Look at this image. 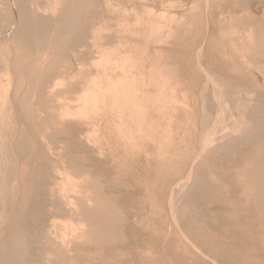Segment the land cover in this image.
<instances>
[{
    "label": "rangeland",
    "instance_id": "rangeland-1",
    "mask_svg": "<svg viewBox=\"0 0 264 264\" xmlns=\"http://www.w3.org/2000/svg\"><path fill=\"white\" fill-rule=\"evenodd\" d=\"M31 1L0 0V123L3 121L8 123L5 121L7 115L5 103L14 93L17 98L21 97L19 107L24 114L17 153L12 156L11 163L6 161L8 167L7 169L3 167L6 169L3 171L5 174L0 172V183L3 175L6 177L13 175L14 165L22 157L23 162L25 161L26 170L25 168L24 170L29 176L31 175L30 179L33 176L31 179L33 191L28 192L30 195L32 193L36 195L33 197V194L31 196L28 194L30 198L24 207L26 209L24 211L26 221H24L27 224L25 226H29L26 227L28 231H25L29 242V244L27 241L25 243V251L30 253L26 252L28 255L25 256L29 259L28 262L37 264L34 258L39 257L46 250L44 228L50 223L62 227L69 219L66 212L57 211L59 215L46 210L49 209L52 195L55 197L59 195L56 190L55 193L52 190L53 185H57L59 180H62L59 186L64 184L62 178L56 177V161L50 156L47 157L44 150L41 151L43 149H40L41 145L38 147L41 139H47L54 142L55 146L58 145L57 147L63 145L66 150H63L64 147L60 148L70 154V157L66 155L71 160L81 161L87 167L91 165L92 174L95 173L94 178L98 181L100 179L98 187L104 188L103 191L100 190V194L104 193L100 195L101 198L106 197L103 199L105 201L111 197L110 200L107 199L108 202L105 201L104 206L112 209V212L109 210L108 215L114 217L111 222L117 219L112 222V226L115 225L114 228L117 225L118 229H114H117L118 234L113 230L117 237L116 242L113 241L111 246L108 244L107 249L103 251L107 253H103V256L101 254L102 257L110 258L105 259L110 264L129 262L131 264H264V202L261 203V207L253 208L256 199L252 198L250 192L243 191L237 180L241 177V171L248 167L252 172L255 169L254 173L259 175L258 179L261 175L264 177V151L260 153L262 148L264 149V0H220L221 2L219 0H83L86 1L87 7L82 9L78 18L76 17L77 28L71 27L68 30L63 24L58 26L56 19L54 20L50 15L35 17L31 13ZM38 1L42 4L47 2V0ZM160 10L163 12L161 13ZM148 20L160 25V29L158 25L157 28H153L154 30L149 28ZM93 31H96L94 35ZM147 32L151 41L146 37ZM154 38H158L159 42L164 38L163 43L156 47L158 51L152 50L154 42H157ZM46 43H50L51 52L52 50L54 52L49 59L50 65L37 81L30 80L29 83L26 81L24 83L23 80H19L23 89L19 92L15 91L16 82L9 78L11 71L6 70L8 62L5 63V57L15 53L13 67L17 69L14 70L15 75L19 76L23 68L42 58ZM125 56H130V59L124 62V71L126 74L129 73L127 82L137 83L138 89L148 95L145 106L147 111H142L139 100L134 102L135 107L130 95L128 103L123 107L124 112L120 110L119 117L120 106L110 100L107 89H111L112 82L123 76L118 59L121 64ZM138 60H140L139 65H136ZM148 65L151 66L150 69ZM102 86L107 94L100 95V111L89 109L86 118L70 117L61 121L60 108L71 106V109H76L79 104L77 98L84 89L89 93L99 92V87ZM32 89L36 93H33ZM28 96L31 97L33 108L27 104ZM221 99L226 108L224 113L237 121L241 132L210 143L200 150L203 130H206L207 126L211 127L209 124L213 119L222 118L219 105ZM37 107L41 109L40 116L35 115L34 111ZM11 116L8 118L11 121L9 125L14 123L12 113ZM44 123L47 128L54 126L48 130L43 127ZM219 124L213 131L210 130L212 133L209 135L213 132L222 133L224 122ZM7 125L5 132L10 135L13 129ZM119 125L123 129H130V132H126L125 139L115 129ZM203 126L206 128L203 129ZM35 130H39L38 133ZM39 132H43L44 136ZM131 132L132 135H129ZM147 132L151 133L152 139L146 137ZM29 133L34 134L32 138ZM64 133L68 135L65 136ZM51 134L53 135L50 136ZM88 134H90V142L85 140ZM36 140L38 144H34ZM157 142H161L159 143L162 146L161 152ZM84 155L86 157H83ZM253 158L256 161H253ZM9 159L11 160L10 156L7 157V160ZM261 160H263L262 164ZM0 161L1 165L3 163L1 154ZM255 162L257 166L259 165L258 170L254 165ZM250 164L256 167H250ZM30 165L33 167L31 168ZM187 172L190 179L185 176ZM187 177L189 181L178 194L180 201L175 206L168 205L174 187L180 181L188 180ZM254 179L251 184L256 183L257 177ZM261 180L257 183L261 184L259 187L263 189L264 178ZM1 185L3 184H0V187ZM69 191L71 194L72 192L76 194L72 185L69 186ZM247 197L249 199H246ZM238 198L246 199V204L244 200L241 203ZM233 200L236 204L232 202ZM1 205L0 203V207ZM258 208L263 209V213ZM33 212L36 213L34 216L37 218L32 215ZM29 213L31 215H28ZM114 213L121 218H117ZM28 216H32V219ZM0 221H2L1 216ZM119 229L121 232L118 231ZM36 231L37 235H35ZM121 235L124 238L128 237L124 239ZM0 236H3V232H0ZM35 239L44 241L40 246L41 249L38 248L39 243L36 244L40 241ZM30 242L35 244L30 245ZM84 245L79 244L77 246L79 252H75L70 260L66 257L68 260L66 261L72 264H98L94 253L96 249L92 252L95 247L89 245L92 248L90 249L86 244ZM88 253H91L90 256Z\"/></svg>",
    "mask_w": 264,
    "mask_h": 264
},
{
    "label": "bare ground",
    "instance_id": "bare-ground-1",
    "mask_svg": "<svg viewBox=\"0 0 264 264\" xmlns=\"http://www.w3.org/2000/svg\"><path fill=\"white\" fill-rule=\"evenodd\" d=\"M52 1V2H51ZM86 2V1H85ZM83 0H64V1H59V0H47V2H46V4H42V3H40L38 0H32L31 2H30V7H31V13L35 16V17H39V16H41V15H50V16H52V18L55 20L56 19V22H57V24H58V26H59V24H63V26L65 25L66 27H67V30H68V28H71V27H76L75 25H76V23L78 22V20H76V17L78 18V16L80 15V13L82 12V9L83 8H86L87 7V4L85 3ZM219 2H221L220 0H219ZM166 3H168V2H166ZM201 3V2H200ZM208 3V2H207ZM163 5H164V3H163ZM169 5V4H168ZM218 5V4H217ZM12 7V6H11ZM14 7V6H13ZM23 7V6H22ZM171 7H172V5H171ZM170 7V8H171ZM193 7V6H192ZM164 8V7H163ZM187 8V7H186ZM193 9V8H192ZM223 9V8H222ZM84 11V10H83ZM161 11V10H160ZM222 11V10H221ZM9 12V11H8ZM150 12H152V10L150 11ZM163 11H161V13H162ZM164 12H166V10L164 11ZM223 12V11H222ZM174 13V12H173ZM172 13V14H173ZM166 14V13H165ZM206 14V13H205ZM158 15V14H157ZM156 15V16H157ZM161 15V14H160ZM159 15V16H160ZM168 16V15H167ZM84 17V16H83ZM158 17V16H157ZM162 17H163V14H162ZM171 17V16H170ZM41 18V17H40ZM37 19V18H36ZM207 19V18H206ZM82 20H83V18H82ZM81 20V21H82ZM165 20H166V18H165ZM170 20H172L173 21V19H170ZM181 20V19H180ZM18 21V20H17ZM83 22V21H82ZM138 22V21H137ZM148 22H149V28H151V29H153V28H157V25H156V23H153L151 20H148ZM208 22V21H207ZM38 23V22H37ZM80 24V23H79ZM82 24V23H81ZM233 24V23H232ZM11 25H12V23H11ZM9 26V25H8ZM147 26V27H148ZM160 25H158V27H159ZM56 27V26H55ZM231 27V26H230ZM77 28V27H76ZM75 28V29H76ZM208 28V27H207ZM228 28V27H227ZM63 29V28H62ZM61 29V30H62ZM101 29V28H100ZM151 29H149V31L151 30ZM159 29H160V27H159ZM9 30V29H8ZM154 30V29H153ZM152 30V31H153ZM73 31H74V29H73ZM97 31V30H96ZM95 31V32H96ZM100 31V30H99ZM102 31V30H101ZM250 31V30H249ZM72 32V31H71ZM94 31H93V35H94V33H95ZM155 32V31H154ZM153 32V33H154ZM125 33V32H124ZM149 32H147V35L148 36H146L147 38L150 36V34H148ZM12 34V33H11ZM53 34V33H52ZM97 34V33H96ZM164 34H165V32H164ZM185 34V33H184ZM2 35V38H3V34H1ZM6 35V34H5ZM4 35V36H5ZM151 35L153 36V34H152V32H151ZM155 35V34H154ZM167 35V34H166ZM159 36V35H158ZM50 37H52V35L50 36ZM169 37V36H168ZM250 37V36H249ZM48 38H49V35H48ZM150 38V41H151V37H149ZM148 38V39H149ZM164 38H165V36H164ZM164 38H163V40H164ZM169 39V38H168ZM6 40V39H5ZM47 40V39H46ZM145 40V39H144ZM160 40H161V38H160ZM163 40H161L160 42H159V39L158 38H154V41H157V42H159V43H157V42H154L155 44H153V48H152V50H154V51H158V48H156V47H158V45L159 44H161V43H163ZM240 40V39H239ZM51 41V40H50ZM49 41V42H50ZM54 41V40H53ZM147 41V40H146ZM52 43V42H51ZM146 43V42H145ZM144 43V44H145ZM157 43V44H156ZM12 44V43H11ZM47 44V43H46ZM50 43H48L47 44V46L45 45V49L43 50V52H42V55H41V59H38L37 61H35L32 65H29L27 68H23L24 70L22 71V74L21 75H15V72L16 71H14V70H17V69H15L16 67H13L14 66V63H15V53L13 54V55H11V54H9V52H8V54H9V56H7V54H6V56L7 57H5V63L7 64V62H8V64L9 65H12V66H9L8 64H7V66L10 68V69H8V67L6 68V70H8V71H11V72H9V74H11V76H9L8 75V73H6L8 76H9V78L11 77V80L13 79L15 82H16V84H15V91H17V92H19V91H22V87L20 86L21 84H19V80L21 81V80H23L24 81V83H26V82H28L29 83V81L30 80H32V81H37L40 77H42V74H44V71L46 70V68L50 65L49 64V59L51 58V54H52V52H53V50H52V52H51V46L49 45ZM3 45V44H2ZM42 45V44H41ZM121 45V44H120ZM119 45V46H120ZM5 46V45H4ZM8 48V47H7ZM11 48V47H10ZM111 48V47H110ZM145 48V47H144ZM6 50V49H5ZM113 50V49H112ZM122 50H124L123 48H122ZM147 50V49H146ZM159 50H161V49H159ZM8 51V50H7ZM9 51H10V49H9ZM15 51V50H14ZM35 51H36V49H35ZM115 51V50H114ZM154 51H153V54H154ZM141 52V51H140ZM146 52V51H145ZM152 52V51H151ZM160 52V51H159ZM11 53V52H10ZM12 53H13V50H12ZM54 53V52H53ZM109 53V52H108ZM127 54H128V52H126ZM244 53H245V51H244ZM1 54H4V53H1ZM107 54V53H106ZM110 54H112V52L110 53ZM142 54V53H141ZM144 54V53H143ZM156 54V53H155ZM109 55V54H108ZM2 56V55H1ZM32 56H33V54H32ZM150 56V55H149ZM155 56L153 55V58H154ZM3 58V57H2ZM34 58V57H33ZM119 58V57H118ZM128 59H130V56H125V58L123 57V59H122V63L120 64V61H119V59H118V63H119V65L121 66V69H122V73H123V76L121 75V77H118V79L116 80V81H113L112 82V88L110 89V88H106L107 89V91L110 93V94H107V92H105L104 91V88H103V86L102 87H99V92H91V93H89L88 92V90H86V89H84V91L78 96V98H77V101H78V105H77V107H76V109H71L70 107H65V108H63V109H61L60 108V112H59V116H60V119H61V121H63L64 119H68V118H70V117H72V118H86L87 116H88V113H89V109L91 110V111H95L96 109H99V107H100V105H101V103H100V101H101V98H100V95L101 94H107L108 96H109V98H110V100H113V102H114V104H116L117 103V105L118 106H120V108H118L119 109V117H120V110H122L123 112H124V110H123V107H124V105H125V103H128V100H129V96L130 97H132V101H133V104H134V106H135V103L134 102H136V100H139L140 101V107H142V111H145L146 109H145V106H146V99H147V96L148 95H146V93H143V92H141V90L140 89H138V84L137 83H130V82H127V74H128V76H129V73L127 72V74L125 73V71H124V68H125V63L124 62H126V60H128ZM148 59V58H147ZM155 59V58H154ZM120 60H121V58H120ZM252 60V59H251ZM54 61V60H53ZM139 61L140 60H138V63L136 64V65H139ZM151 61V60H150ZM150 61H149V63H150ZM158 61V60H157ZM90 62V61H89ZM131 62V61H130ZM154 62H155V60H154ZM252 62V61H251ZM32 63V62H31ZM128 63V62H127ZM259 63V62H258ZM5 64V65H6ZM155 64V63H154ZM156 65V64H155ZM15 66H16V64H15ZM27 66V65H26ZM149 66V65H148ZM147 66V67H148ZM157 66V65H156ZM18 68V67H17ZM62 68V67H61ZM151 68V66H149V69ZM142 69V68H141ZM146 69V68H145ZM19 70V69H18ZM48 70V69H47ZM119 71V70H118ZM121 71V70H120ZM119 71V72H120ZM146 71H148V70H146ZM21 72V71H20ZM132 72V71H131ZM130 72V73H131ZM155 72V71H154ZM152 73V72H151ZM150 73V75H152ZM156 73V72H155ZM115 74V73H114ZM145 74V73H144ZM165 74V73H164ZM134 75V74H133ZM146 75V74H145ZM154 75H156V74H154ZM108 76V75H107ZM136 76V75H135ZM146 76H148V75H146ZM112 77V76H111ZM133 78H134V76H132ZM149 77V76H148ZM155 77V76H154ZM160 78V77H159ZM112 79V78H111ZM150 79V78H149ZM155 79V78H154ZM10 80V79H9ZM98 80V82H100L99 81V79H97ZM114 80V79H113ZM22 81V82H23ZM26 81V82H25ZM131 81V80H130ZM11 82V81H10ZM12 83H14L13 81H12ZM33 83V82H32ZM164 83V82H163ZM35 84V83H34ZM33 84V85H34ZM39 84H41V83H39ZM161 84H162V81H161ZM161 84H160V86H161ZM7 85V84H6ZM27 85V84H26ZM32 85V86H33ZM36 86H37V84H35ZM34 85V86H35ZM153 85V84H152ZM13 86V85H12ZM25 86V85H24ZM108 87V86H107ZM10 88H11V86H10ZM207 88V87H206ZM105 89V90H106ZM8 90V89H7ZM28 90V89H27ZM32 90H34V89H32ZM163 90V89H162ZM218 91V90H217ZM160 92H162V91H160ZM222 92V91H221ZM14 93V92H13ZM22 93V92H21ZM20 93V94H21ZM23 93H24V90H23ZM33 93H36L35 92V90H34V92ZM10 94V93H9ZM166 94V93H165ZM39 95V94H38ZM11 96V95H10ZM8 97V96H7ZM27 97V96H26ZM25 97V98H26ZM31 97H32V94H31ZM30 96H28V105L31 107V108H33L32 106H34V105H32L33 104V102H32V100L30 99L31 98ZM21 98V97H20ZM20 98H17V96H16V93H14V94H12V96L11 97H9L8 99H7V102L5 103L6 105H7V115L5 116V121H7L8 123H5L4 121L2 122V123H0V124H2V125H0V154H1V157H2V160H3V163H4V165H3V163L0 165V168H1V166H2V168L1 169H3V167L4 168H6L7 169V164L9 163V161H10V163H11V161H12V156H14V154H16L17 152V144H18V140L20 139V137H21V134H22V126H23V117H22V115L24 116V114H22L21 113V109H20V105H19V100H20ZM33 98H34V95H33ZM27 99V98H26ZM204 99V98H203ZM22 101V100H21ZM33 101H35V100H33ZM170 101V100H169ZM22 103V102H21ZM20 103V104H21ZM103 105H105V99L103 98ZM219 105H220V112H221V119H213V121H212V119H211V121L212 122H210V124H209V126H211L210 128H208V126H207V128H206V126L203 128V129H205L206 128V130H203V138H202V141H201V148H200V150H203L204 149V147L205 146H207V145H209L210 143H213V142H215V141H217V140H220V139H224L225 137H227V138H229L228 136L229 135H233V136H235V135H237V134H240L239 132H241V129H240V126L237 124V121L236 120H233L230 116H228L227 114H225L226 112L224 111V110H226V108H225V106H224V102H223V100L221 99L220 101H219ZM51 107H53V106H51ZM136 107V106H135ZM59 108V107H58ZM36 110L34 111L35 112V115L36 116H40L41 115V109L40 108H35ZM116 109H117V107H116ZM117 109V110H118ZM32 110V109H31ZM126 110V109H125ZM130 110H131V108H130ZM32 111V112H33ZM99 111H100V109H99ZM115 111V110H114ZM134 111H136V110H134ZM147 111V110H146ZM31 112V113H32ZM225 112V113H224ZM11 113L13 114V119H12V121H14V123L13 124H11V125H9V122H11L10 120H8V118H10V117H12L11 116ZM116 113V112H115ZM4 114V113H3ZM48 114H49V112H48ZM128 114V113H127ZM133 114H135V113H133ZM219 114V113H218ZM244 114V113H243ZM50 115V114H49ZM117 115V116H118ZM142 115V114H141ZM240 115V114H239ZM51 116V115H50ZM49 116V117H50ZM112 116H114L113 114H112ZM125 116V115H124ZM134 116V115H133ZM137 116V115H136ZM218 117V116H217ZM53 118V117H52ZM111 118V117H110ZM117 118V117H116ZM214 118H215V116H214ZM241 118V117H240ZM243 119H244V116L242 117ZM24 119H26V117L24 118ZM119 119V118H118ZM133 119H136L137 120V118H133ZM1 120V119H0ZM39 120V119H38ZM48 120V119H47ZM54 120V119H53ZM53 120H51V122L53 121ZM122 120V119H121ZM128 120V119H127ZM249 120V119H248ZM41 121V120H40ZM43 121V120H42ZM124 121H125V119H124ZM246 121V120H245ZM56 122V121H55ZM113 122V121H112ZM119 122V121H118ZM221 122H224V125H223V129L221 130V132L222 133H220V134H215V132H213V134L211 135H209V133H212L211 131H213V129H215L216 128V126L219 124V123H221ZM3 123H5V125L6 124H8L7 125V127H10L11 129H13V130H11V132H10V135L9 134H7L6 132H5V125L3 124ZM27 123V122H26ZM50 123V122H49ZM53 123H54V121H53ZM61 123V122H60ZM122 123V122H121ZM147 123V122H146ZM240 123V122H239ZM25 124V123H24ZM45 124V126H43L44 128L46 127V123H44ZM113 124V123H112ZM207 124H208V122H207ZM242 124V123H241ZM32 125H33V123H32ZM48 125V124H47ZM54 125H55V123H54ZM53 125V126H54ZM219 125H221V124H219ZM53 126L51 125L50 127L51 128H53ZM59 126H60V124H59ZM69 126V125H68ZM244 126V125H243ZM41 127H42V125H41ZM42 127V128H43ZM48 127V126H47ZM46 127V128H47ZM49 127V128H50ZM73 127V126H72ZM221 127H222V125H221ZM24 128H27V127H24ZM49 128H47L48 130H49ZM220 128V127H219ZM35 129V128H34ZM46 129V130H47ZM61 129V128H60ZM115 129L117 130V133L118 134H120V135H122V137L125 139L126 137H127V133L126 132H130V129H123V128H121V126L119 125V126H116L115 127ZM141 129V128H140ZM160 129V128H159ZM209 129V130H208ZM221 129V128H220ZM26 130V129H25ZM24 130V131H25ZM46 130L44 131V133H46ZM52 130V129H51ZM132 130H134V128L132 129ZM138 130V129H137ZM211 130V131H210ZM217 130V129H216ZM29 131V130H28ZM31 131V130H30ZM37 130H35V132H36ZM39 131V130H38ZM38 131L36 132V133H38ZM54 131H55V129H54ZM67 131V130H66ZM156 131V130H155ZM167 131H168V129H167ZM205 131H207L208 132V134H207V132H205ZM27 132V131H26ZM48 132V131H47ZM56 132V131H55ZM62 133H63V130L61 131ZM134 132V131H133ZM163 132V131H162ZM217 132V131H216ZM242 132H243V129H242ZM7 135H6V134ZM34 133V132H33ZM36 133H35V135H36ZM40 133V132H39ZM41 133H43V132H41ZM40 133V134H41ZM44 133H43V136H44ZM60 133V132H59ZM244 133H245V131H244ZM243 133V134H244ZM29 134H31V133H29ZM57 134V133H56ZM55 134V135H56ZM65 134V133H64ZM157 134V133H156ZM33 135L34 134H31V135H29L30 137L32 136L33 137ZM47 135H48V133H47ZM53 134H51L50 136H52ZM59 135V134H58ZM68 135V134H67ZM66 134H65V136H67ZM70 135V134H69ZM129 135H132V132L129 134ZM128 135V136H129ZM248 135V134H247ZM38 136H40V135H38ZM135 136V135H134ZM159 137H160V135H158ZM168 136H169V132H168ZM31 137V138H32ZM37 137V136H36ZM40 137H42V136H40ZM68 137H70V136H68ZM146 137L149 139V138H151L152 139V135H151V133L150 132H147V134H146ZM170 137V136H169ZM35 138V137H34ZM44 138V137H43ZM47 138H49V136L47 137ZM55 138V137H54ZM53 138V139H54ZM59 138V137H58ZM57 137L55 138V139H58ZM128 138H130V136L128 137ZM164 138V137H163ZM26 139H28V138H26ZM36 139V138H35ZM35 139H32V141L33 140H35ZM40 139V138H39ZM39 139H38V141H39ZM46 139V138H45ZM61 139V138H60ZM65 140H66V138H64ZM132 139V138H131ZM51 140V139H50ZM62 140V139H61ZM64 140V141H65ZM85 140L87 141V142H90L91 141V138H90V134H88L87 136H86V138H85ZM129 140V139H128ZM162 139H160V141H161ZM164 140H166V139H164ZM231 140V139H230ZM31 141V142H32ZM37 140H36V142H34V144L35 143H37L38 142ZM57 141H60V140H57ZM139 141V140H138ZM151 141V140H150ZM167 141V140H166ZM179 141V140H178ZM25 142V141H24ZM29 142H30V140H29ZM41 143L40 144H38V147H39V145H41L40 146V149L41 148H43L41 151H45V153L47 154L46 156L48 157V156H50V157H52L53 159L52 160H54V161H56V170H57V176L56 177H59V178H62L63 179V181H64V184L62 185V186H59V184L61 183V181L62 180H59L58 181V184L57 185H53V189L52 190H54V193H55V190L59 193V195L57 196V197H55V196H53L52 195V197H51V199H50V206H49V209H46L47 211L49 210V212L51 213V211L52 212H54V213H56L57 211L58 212H60V211H63V212H66V214H67V216H68V218L70 219H68V220H66L65 222L66 223H64L63 224V226L62 227H57V224H55V223H48L49 225H47V227H43L44 229H45V231H46V234H45V232L43 231H41L40 230V232L41 233H44L45 235H44V239H45V244L47 245L46 246V250H44L43 252L44 253H42V254H40L39 255V257H36V258H34L35 259V263H37V264H72V262L71 261H73V260H75L74 258H73V260H71V261H69V262H71V263H68L67 261V259H72V255L75 253V252H79L78 250H77V246L79 245V244H82V245H84V244H86L87 245V247L88 248H90L89 247V245H93L95 248L92 250V252L94 251V253H95V255H96V258L98 259V264H110L109 263V261H106L105 259H107V258H105V257H102L103 256V253H105V252H103V251H105V248L107 249V246H111V244H112V242L114 241V242H116L115 241V239L117 238L116 237V234L113 232V230H116V232H117V225H116V227H114V228H117V229H114L113 228V226H115V225H113L112 226V224L114 223L113 221L116 219H113V223L110 221V220H112V218H114V217H109V215H108V212H109V214H110V211L109 210H111V212H112V209H109V208H107V207H105L104 205L106 204V202L105 201H107V199L109 198H107L105 201L103 200V199H105V198H101V194L103 193H101L100 194V190H102L103 191V189H102V187H101V189L98 187L99 185V181H100V179H99V181L96 179V178H94V175H95V173H94V175L92 174L93 173V168H91V165H90V167H87V166H85V165H83L82 163H81V161H79L78 162V160H74L73 161V159L71 160V158H68V157H70V154H67L66 152H64L63 150H66V148L62 145L61 146V144H60V146L59 147H57V146H55L51 141H49V140H42L41 139V141H40ZM61 142V141H60ZM67 142V141H66ZM70 142V141H69ZM154 142V141H153ZM156 142V141H155ZM163 142H165V141H163ZM64 143V142H63ZM127 143L129 144V141H127ZM132 142L130 141V144H131ZM158 143V142H157ZM159 143H161V142H159ZM158 143V144H159ZM21 144V143H20ZM30 144V143H29ZM32 144V143H31ZM33 144V145H34ZM68 144V143H67ZM75 144V143H74ZM163 144V143H162ZM215 144V143H214ZM19 145V144H18ZM69 145H71V144H69ZM133 145H134V143H133ZM160 146H159V151L161 152L162 151V146H161V144H159ZM36 146V145H35ZM68 146V145H67ZM66 146V147H67ZM82 146H83V144H82ZM81 146V147H82ZM89 146V145H88ZM128 146V145H127ZM32 147V146H31ZM60 147H64L65 149H61ZM87 147V146H86ZM129 147H130V145H129ZM132 147V146H131ZM260 147V146H259ZM26 148V147H25ZM24 148V149H25ZM68 148V147H67ZM76 148V147H75ZM261 148V147H260ZM22 149V148H21ZM27 149V148H26ZM29 149H31L30 147H29ZM79 149V148H78ZM77 149V150H78ZM38 150H39V148H38ZM69 150V149H68ZM83 150V149H82ZM136 150V149H135ZM157 150H158V148H157ZM164 150V149H163ZM200 150H199V152L198 153H200ZM20 151H22V150H20ZM27 151V150H26ZM40 151V150H39ZM74 151V150H73ZM78 151H80V150H78ZM89 151V150H88ZM88 151H85V152H88ZM134 151V150H133ZM132 151V152H133ZM139 151V150H138ZM155 151H156V149H155ZM264 151V149L262 148V150L260 151V153H262ZM37 152V151H36ZM69 152H71V151H69ZM152 152V151H151ZM151 152H148V153H151ZM164 152V151H163ZM44 153V154H45ZM74 155H75V153L74 152H72ZM147 153V152H146ZM197 153V154H198ZM26 154V153H25ZM24 154V155H25ZM37 154H38V152H37ZM36 154V155H37ZM40 154V153H39ZM43 154V153H42ZM68 155V157H67V155ZM73 154L71 155V156H73ZM78 154H81V153H78ZM86 154H88V153H86ZM161 154V153H160ZM203 154V153H202ZM19 155V154H18ZM23 155V154H22ZM35 155V156H36ZM82 155V154H81ZM89 155V154H88ZM145 155V154H144ZM152 155H154V154H152ZM162 155V154H161ZM200 155V154H199ZM8 156H10L11 157V160L9 159V160H7V157ZM39 156H41V155H39ZM46 156H44V157H46ZM79 156V155H78ZM190 156V155H189ZM197 155H195V157H196ZM21 157V156H20ZM43 157V156H42ZM83 157H86L85 155L83 156ZM147 157V156H146ZM164 157V156H163ZM17 158H19L18 156H17ZM73 158H77V157H73ZM82 158V157H81ZM245 158V157H244ZM256 159H258V157H255ZM20 159V161L19 160H17V161H19L17 164H15L14 165V173H13V175L11 176V177H6L5 175H3L2 177H1V181H2V183H0V184H3V185H1L2 187H4V188H2V187H0V190L2 191V193H0L1 194V201H0V203L2 204L1 205V211H0V216L2 217V221H0L1 223H0V228H1V230H0V232H3V236L0 238V264H30L31 262L29 261L28 262V258H26L27 256L26 255H28V251L26 250L25 251V249H26V241L28 242V240H27V238H26V235H27V233H25V231H28L27 230V228L26 227H29V226H25V225H27L26 223H25V219H24V211L26 210L24 207H25V204H26V201H28V199L30 198H28V196L30 195L29 194V192L28 191H30L32 188V185H33V181L31 180V179H33V176H32V178L30 179V177H31V175L29 176L28 175V172L26 173V168L24 167L25 165H24V162H23V160H22V157L21 158H19ZM26 159V158H25ZM46 159V158H45ZM84 159V158H83ZM82 159V160H83ZM94 159V158H93ZM159 159V158H158ZM256 159H252L253 161H256ZM262 159V158H261ZM16 160V159H15ZM22 160V161H21ZM48 160V159H47ZM79 160H80V158H79ZM165 160V159H164ZM193 160V159H192ZM264 160V159H263ZM263 160H261V164H262V162H263ZM6 161H8V163L6 162ZM84 161V160H83ZM90 161H92V160H90ZM162 161H163V159H162ZM167 161V160H166ZM260 160H258L257 162H259ZM1 162V161H0ZM27 162V161H26ZM94 162V161H93ZM161 162V161H160ZM191 162V161H190ZM30 163V162H29ZM166 163V162H165ZM254 163V162H253ZM256 163V162H255ZM28 164V163H27ZM106 164H109V163H106ZM105 164V165H106ZM259 165H260V162L258 163ZM264 164V163H263ZM96 165V164H95ZM251 166L250 167H254V165H256L257 166V163L256 164H254V165H252V164H250ZM259 165L256 167V169L257 168H259ZM30 167L32 168L33 166L32 165H30ZM29 167V168H30ZM192 167V166H191ZM191 167H190V169H191ZM254 167V168H255ZM10 168V167H9ZM11 168H13V167H11ZM24 168H25V170H24ZM0 169V170H1ZM6 169H3V170H1L0 172H3L4 170H6ZM92 169V170H91ZM98 169V168H97ZM247 169H249V167L248 168H244V170L243 171H241V177L239 178V179H237L238 180V182H239V184H241V189L243 190V191H245V192H250L251 194H252V198H255L256 199V202H255V200H252L253 202H255V203H253V204H255V206H253L252 205V207L254 208H256V207H261V203L262 202H264V187H263V185H262V187H263V189L261 188V187H259V185L261 186V184H258L259 182H260V180L261 179H263L264 177H263V175H261L260 177V179H258V177H259V175H255V173H254V171H255V169H253L254 171L252 172V170H247ZM10 169H8V171H9ZM101 170H102V168H101ZM181 170V169H180ZM258 170V169H257ZM256 170V172H258ZM100 171V170H99ZM190 170H188V172H189ZM34 172V171H33ZM187 172V173H188ZM251 173V175H250V173ZM260 172V171H259ZM30 173V172H29ZM185 174V176L187 175L188 177H189V173L188 174ZM252 173H253V175H252ZM2 174V173H1ZM3 174H5L4 172H3ZM7 174V173H6ZM31 174V173H30ZM99 174H101V173H99ZM257 174H259V173H257ZM33 175H35L34 173H33ZM192 175V174H191ZM38 176V175H37ZM97 176V175H96ZM102 177V176H101ZM188 177H187V179H188ZM257 177V179L259 180V182H258V180L256 179V183H253V184H251L252 182H254L255 181V179L254 178H256ZM263 177V178H262ZM163 178V177H162ZM184 178H186V177H184ZM73 179L75 180L74 182H73ZM102 179V178H101ZM183 179V178H182ZM189 179H190V177H189ZM189 179L188 180H182V181H180L179 183H177V185L174 187V192H172V194H171V196L169 197V199H168V201H169V203H167L168 205L170 204L171 206H175L176 205V203L178 202V201H180V200H178V197H180V195L178 196V194L182 191V189H183V187H185V185H186V183H187V181H189ZM192 179V178H191ZM252 179H254V181L252 180ZM179 180H181V179H179ZM222 180V179H221ZM36 181V180H35ZM102 181V180H101ZM264 181V180H263ZM104 182V181H103ZM261 183H263L262 182V180H261ZM35 184H37V182L35 183ZM110 184V183H109ZM113 184V183H112ZM172 184V183H171ZM70 185H72V189L73 190H75V192H76V194L74 193L73 194V192H72V194L71 193H69V192H71V191H69V186ZM106 185V184H105ZM35 186V185H34ZM67 186H68V189H67ZM103 186V185H102ZM109 186V185H108ZM38 187H39V185H38ZM48 187V186H47ZM111 188V187H110ZM260 188H261V190H260ZM39 189V188H38ZM41 189V188H40ZM171 190V189H170ZM260 190V191H259ZM31 191H33V190H31ZM34 191H35V188H34ZM53 192V191H52ZM240 192H241V194H242V191L240 190ZM30 193H32V192H30ZM39 193V192H38ZM29 194V195H28ZM33 194V193H32ZM31 194V195H32ZM40 194V193H39ZM108 194L110 195L111 193H109L108 192ZM107 194V195H108ZM247 194V193H246ZM30 195V196H31ZM50 195V194H49ZM103 195H104V193H103ZM105 195H106V193H105ZM254 195V196H253ZM34 196H36V195H34L33 194V197ZM38 196V195H37ZM47 196H48V194H47ZM46 196V197H47ZM111 196V195H110ZM113 196V195H112ZM169 196V195H168ZM244 195H242V197H243ZM55 197V198H54ZM241 197V198H242ZM248 197H249V195H248ZM246 198V199H249V198ZM49 198V197H48ZM111 198V197H110ZM110 198L108 199V200H110ZM239 200H240V202L241 203H243L242 202V200H244V204H246V202H245V200L246 199H240V198H238ZM251 199V198H250ZM6 200H8V202H6ZM39 200H40V198H39ZM48 201V200H47ZM46 201V202H47ZM30 202V201H29ZM108 202V201H107ZM114 202V201H113ZM118 202V201H117ZM233 203H234V200L232 201ZM232 202H230V203H232ZM239 202V201H238ZM239 202V203H240ZM9 203V204H8ZM28 203V202H27ZM110 203V202H109ZM226 203V202H225ZM248 203V202H247ZM256 203H258L257 205H256ZM111 204V203H110ZM191 204V203H190ZM234 204H236V203H234ZM9 205V206H8ZM107 205H109L108 203H107ZM114 205L116 206V203H114ZM114 206V207H115ZM118 206V205H117ZM184 206V205H183ZM38 207V206H37ZM170 207V206H169ZM29 208V207H28ZM27 208V209H28ZM123 208V207H122ZM30 209V208H29ZM169 209V208H168ZM42 210V209H41ZM51 210V211H50ZM201 210V209H200ZM258 210L260 211L261 209L260 208H258ZM31 211V210H30ZM29 211V212H30ZM39 211V213L38 214H40V210H38ZM114 211V210H113ZM125 211V210H124ZM169 211V210H168ZM173 211H175V209L173 208ZM172 211V212H173ZM258 211V212H259ZM262 211V213H263V209L261 210ZM32 212V211H31ZM36 212V211H35ZM35 212H33V216L34 215H36V213ZM171 212V211H170ZM232 212V211H231ZM35 213V214H34ZM47 213V212H46ZM115 213H117L116 211H115ZM114 213V214H115ZM56 214H59L60 215V213H56ZM65 214V215H66ZM118 214V213H117ZM125 214H127V213H125ZM28 215H31L30 213L28 214ZM42 215V214H41ZM116 215V214H115ZM114 215V216H115ZM120 215V214H119ZM185 215V214H184ZM113 216V215H112ZM117 216V215H116ZM121 216H123L124 217V215H121ZM128 216V215H127ZM172 216L174 217V214H172ZM27 217V216H26ZM25 217V218H26ZM28 217H32V216H28ZM35 218H37L36 216H34ZM33 217V218H34ZM44 217V216H43ZM55 217V216H54ZM121 218L120 216H117V218ZM45 218H46V216H45ZM111 218V219H110ZM236 218V217H235ZM239 218V217H238ZM26 219H28V218H26ZM32 219V218H31ZM56 219H57V217H56ZM124 219H126V218H124ZM25 220V221H24ZM38 220V219H37ZM43 220H44V218H43ZM42 220V221H43ZM117 220V219H116ZM124 221V220H123ZM28 222V221H27ZM40 222H41V220H40ZM116 222V221H115ZM126 222V221H125ZM32 223V222H31ZM33 224V223H32ZM118 225H119V223H118ZM122 226V225H121ZM123 227V226H122ZM39 228V227H38ZM120 228V227H119ZM124 228V227H123ZM30 229V228H29ZM31 230V229H30ZM35 230V229H34ZM119 232H121L120 231V229L118 230ZM30 232V231H29ZM34 232V231H33ZM113 232V233H112ZM123 232V231H122ZM35 233V232H34ZM41 233H40V235H41ZM125 234H127L126 232H124ZM2 234V233H1ZM33 234V233H32ZM39 234V233H38ZM117 234H118V232H117ZM121 234V233H120ZM35 235H37V231H36V234ZM124 235V234H123ZM122 236V235H121ZM130 236V235H129ZM32 238H34V236H31ZM38 237V236H37ZM40 237V236H39ZM123 237V236H122ZM127 237L128 236H126V238H124V239H127ZM29 238V237H28ZM42 238V239H43ZM186 238V237H185ZM184 238V239H185ZM40 239H41V237H40ZM40 239L38 240V241H40ZM119 239H121V238H119ZM118 239V240H119ZM129 239V238H128ZM187 239V238H186ZM31 240H33V239H31ZM36 240V239H35ZM36 240V241H37ZM34 241V240H33ZM35 241V242H36ZM120 241H122V240H120ZM119 241V242H120ZM35 242H33L32 244H31V242H30V245H34L35 244ZM40 242H42V241H40ZM40 242H36V244L37 243H39V247L38 248H40V246H41V244H44L43 242L42 243H40ZM125 242V241H124ZM28 244H29V242H28ZM27 244V245H28ZM109 244V245H108ZM29 246V245H28ZM36 246V245H35ZM85 246V245H84ZM116 246V245H115ZM86 247V246H85ZM31 248V247H30ZM37 248V247H36ZM42 248V247H41ZM40 248V249H41ZM115 248V247H114ZM197 248V247H196ZM28 249V248H27ZM32 249H33V246H32ZM90 249H92V248H90ZM122 249V248H121ZM120 250V249H119ZM124 250V249H123ZM122 250V251H123ZM30 251V250H29ZM108 251H109V249H108ZM111 251V250H110ZM26 252H28L27 254H26ZM32 252H33V250H32ZM36 252V251H35ZM38 252H39V249H38ZM85 252V251H84ZM88 252H89V250H88ZM125 252V251H124ZM199 252V251H198ZM37 253V252H36ZM107 253V252H106ZM105 253V254H106ZM126 253H128V252H126ZM30 254V253H29ZM85 254V253H84ZM89 254V253H88ZM91 254V253H90ZM90 254H89V256H90ZM101 254H102V256H101ZM121 254V253H120ZM32 255H33V253H32ZM32 255H31V258H32ZM80 255V254H79ZM83 255V254H82ZM109 255V254H108ZM107 255V256H108ZM130 255V254H129ZM26 256V257H25ZM78 256V255H77ZM81 256V255H80ZM66 257H67V259H66ZM88 257V256H87ZM110 257V256H109ZM30 258V257H29ZM76 258H78V257H76ZM80 258V257H79ZM27 259V260H26ZM88 259V258H87ZM97 259H95V260H97ZM108 259H110V258H108ZM116 259V258H115ZM67 260V261H66ZM90 260V259H89ZM133 260V259H132ZM77 261H79V260H77ZM112 261H113V259H112ZM28 262V263H27ZM32 262H33V260H32ZM114 262V261H113ZM112 262V263H113ZM117 262V261H116ZM127 262V261H126ZM125 262V263H126ZM118 263V262H117ZM123 263V262H122ZM134 263V262H133ZM128 264H131L130 262L128 263Z\"/></svg>",
    "mask_w": 264,
    "mask_h": 264
}]
</instances>
